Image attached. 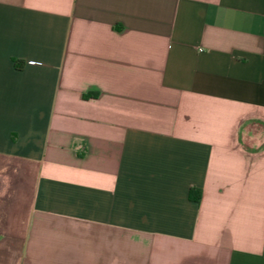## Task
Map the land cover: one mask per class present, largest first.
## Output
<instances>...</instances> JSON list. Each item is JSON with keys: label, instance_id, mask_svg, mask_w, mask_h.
Segmentation results:
<instances>
[{"label": "crops", "instance_id": "obj_1", "mask_svg": "<svg viewBox=\"0 0 264 264\" xmlns=\"http://www.w3.org/2000/svg\"><path fill=\"white\" fill-rule=\"evenodd\" d=\"M0 264H264V0H0Z\"/></svg>", "mask_w": 264, "mask_h": 264}, {"label": "trees", "instance_id": "obj_2", "mask_svg": "<svg viewBox=\"0 0 264 264\" xmlns=\"http://www.w3.org/2000/svg\"><path fill=\"white\" fill-rule=\"evenodd\" d=\"M92 95H97V93H92ZM191 197L195 198L197 201H199L200 199V193L199 194H195L194 191L191 192Z\"/></svg>", "mask_w": 264, "mask_h": 264}]
</instances>
